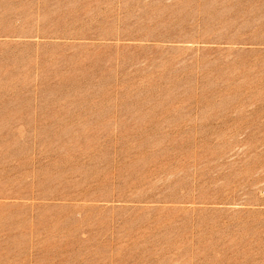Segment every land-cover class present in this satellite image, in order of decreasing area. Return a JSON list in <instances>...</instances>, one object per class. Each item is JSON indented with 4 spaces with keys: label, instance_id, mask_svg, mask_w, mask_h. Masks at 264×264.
Instances as JSON below:
<instances>
[{
    "label": "rangeland",
    "instance_id": "obj_1",
    "mask_svg": "<svg viewBox=\"0 0 264 264\" xmlns=\"http://www.w3.org/2000/svg\"><path fill=\"white\" fill-rule=\"evenodd\" d=\"M0 264H264V0H0Z\"/></svg>",
    "mask_w": 264,
    "mask_h": 264
}]
</instances>
